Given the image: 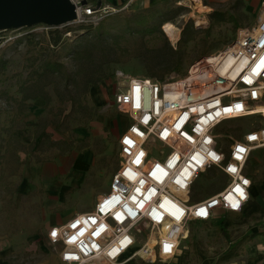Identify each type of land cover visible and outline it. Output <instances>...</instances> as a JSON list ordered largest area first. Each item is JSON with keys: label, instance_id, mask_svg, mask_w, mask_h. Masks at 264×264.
I'll return each instance as SVG.
<instances>
[{"label": "rangeland", "instance_id": "rangeland-1", "mask_svg": "<svg viewBox=\"0 0 264 264\" xmlns=\"http://www.w3.org/2000/svg\"><path fill=\"white\" fill-rule=\"evenodd\" d=\"M259 3L154 0L143 7L119 8L97 26L72 22L56 27L63 32L57 43L59 33L52 35L55 29L30 32L32 26L0 32V142L5 144L7 130L13 127L27 146L19 153L20 160L9 152L0 164V264H66L59 261L45 237L43 222L50 214L60 223L66 215L89 209L111 185L121 164L117 132L130 122L115 104L117 88L125 80L117 72L139 77L155 74L156 78L170 75L166 71L177 60L170 47H178L184 27L191 23L202 32L185 49L178 72L185 74L202 54L212 55L232 44L240 28L253 25ZM217 10L227 17L234 14L239 27L233 21L216 22L208 32L209 16ZM165 23L178 28L175 39L167 35ZM47 61L58 66L41 73ZM36 71L41 73L40 84L49 101L24 99L27 90H22V82L31 77L37 80ZM30 87L37 91L36 84ZM263 122L261 114L225 121L216 129L220 143L228 147L232 139ZM43 137V150H35ZM49 140L55 145L44 150ZM69 146L79 153L89 149L95 165L85 171H65L62 165L70 154ZM214 170L201 174L192 186V201L221 191L228 182L226 175ZM45 171L52 176L44 175ZM246 171L254 180L246 213L220 211L213 221L193 220L175 258L154 263L138 259L128 264H211L220 258L232 240L264 222V147L252 153ZM223 218L231 240L219 233Z\"/></svg>", "mask_w": 264, "mask_h": 264}, {"label": "built area", "instance_id": "built-area-1", "mask_svg": "<svg viewBox=\"0 0 264 264\" xmlns=\"http://www.w3.org/2000/svg\"><path fill=\"white\" fill-rule=\"evenodd\" d=\"M118 10L88 3L78 6V18L70 23L97 26ZM255 15L254 24L240 28L232 44L204 56L185 74L156 78L117 72L125 80L115 104L130 121L119 138L121 164L93 210L50 228L48 239L62 262H165L175 258L193 220L209 222L220 211L246 209L253 186L246 169L252 153L264 147V122L228 147L216 129L225 121L264 116L257 109L264 105V1ZM56 27L40 24L30 32ZM230 57L236 63L223 72ZM238 64L242 68L232 76ZM212 169L228 182L192 201V186Z\"/></svg>", "mask_w": 264, "mask_h": 264}, {"label": "trees", "instance_id": "trees-1", "mask_svg": "<svg viewBox=\"0 0 264 264\" xmlns=\"http://www.w3.org/2000/svg\"><path fill=\"white\" fill-rule=\"evenodd\" d=\"M89 3L94 2L95 4H97V0H87ZM210 24L207 27L208 32L210 31V29L213 27V25L216 22H234L235 23V27H239L238 22H237V17L234 14H230L229 17H227V13L226 12H221V11H213L210 14ZM55 32L59 33V36L57 39L54 40V43L58 42V39L61 38V34H63V32L58 31L57 28H55V30L52 31V35L54 36ZM202 32L201 29H196L192 26L191 23H188L185 27H184V32L183 35L180 37V39L178 40V47L177 48H173L170 47V52L176 56L177 60L174 64L173 67L168 68L167 69V73H178L179 70H181V65L183 63V56L185 55V49L187 48V46L189 45V41H194L197 39V35L200 34ZM207 54H202V56H200V60L202 58H204V56ZM199 60V59H198ZM58 66L57 63H54L52 61H47L42 67H41V73H47L48 70L50 69H56V67ZM38 72V76H37V80H35L34 78H30L32 80H27L26 82H22V90L25 92L27 90V94L25 95L24 99L27 98H38V97H43L45 98L47 101H49V95L46 94V92L43 90L42 85L40 84V77L39 75H41L40 71H36ZM168 75V74H167ZM151 76L156 77L155 74H151ZM150 77V76H149ZM160 77H164V76H160ZM35 80V81H33ZM36 84V88L37 91H31L28 90L30 89V85H34ZM30 87V88H29ZM76 101V100H75ZM8 135L7 138H5V144L3 142H0V164H3V162L5 161L7 154L9 152L11 153H15L16 158L18 160H20V155L19 153L26 149V144L23 142L22 137L19 136L18 134H16V131L12 128L7 130ZM44 136L48 137L49 139V135L45 134ZM34 143V142H33ZM36 144V142H35ZM43 144H44V137L36 144V149L35 150H43ZM55 145L54 140H49L47 143V146L44 148V150L49 149L51 147H53ZM70 154L69 156H67V165L68 167H70L71 165H73V162L75 160V158L77 157V155L79 154L78 151H74L72 150V148L69 146L67 149ZM18 171L17 169H14L11 172V176L16 174V172ZM214 172L217 174H220V172L218 170H214ZM200 200V199H199ZM219 233L221 235H225L228 239L231 240L232 235L228 232V228H226L225 226V220L224 218L221 219V222L219 224ZM255 234L252 235H247L246 237H244V239L242 241L248 240L249 238L253 237ZM241 243V242H240ZM238 250L236 249V247H232V248H227V250L224 252V254L218 259V260H214L211 264H216L217 262H224V260H229L235 256H238Z\"/></svg>", "mask_w": 264, "mask_h": 264}, {"label": "crops", "instance_id": "crops-1", "mask_svg": "<svg viewBox=\"0 0 264 264\" xmlns=\"http://www.w3.org/2000/svg\"><path fill=\"white\" fill-rule=\"evenodd\" d=\"M75 1H82V0H75ZM154 0H102V4L104 6H109L111 8L117 7V8H122V7H128L130 5H135V6H140L143 7L146 5H150ZM257 1V0H256ZM260 1L257 9L255 12H257V10L259 9L262 1L264 0H258V2ZM90 4H94V2H91ZM125 129H119L117 132V140L119 143V138L121 133L124 131ZM89 149H84L82 152H80L77 157L75 158L73 165H71L70 167H68L67 165V160H65V162L62 165V168L65 169V171H74V170H78V171H85V167L87 168V166H94V158H92L88 152ZM44 175H51L50 173H47L45 171ZM251 176V175H250ZM253 177V176H252ZM254 182V180H253ZM23 188L20 187V190ZM252 195H253V186H252ZM101 196V195H100ZM98 196L95 200L97 201V199L100 197ZM252 199V197H251ZM93 202V204L88 208H84L80 211H77L78 213H83V212H89L90 210L94 209V205L95 202ZM251 201V200H250ZM251 204L250 202L248 203V206L246 207V209L242 213H246L247 210L250 208ZM77 212H75V214H77ZM232 213V212H229ZM239 213V212H238ZM75 214L73 215H69L64 218V220L60 223H63L67 220H69L71 217L75 216ZM233 214H237V213H233ZM57 218L53 216V214H50L43 222L44 227H43V233L45 235V237H47L48 239V232L50 230V228L52 226L55 225H60V223L57 222ZM213 221V220H212ZM210 222V221H209ZM255 234L253 237L249 238L248 240L242 241L244 239V237H246L247 235H252ZM233 237H231L232 239ZM240 239V240H239ZM239 239H234L230 242V248L235 247L236 245H238V243H240L238 245V256H235L229 260H224L226 261L225 264H264V222L258 226H253V228H251L250 230L245 231L243 236H240ZM57 258L59 259L60 262H62L60 260V255L58 254ZM219 259V258H218ZM216 259V260H218ZM138 260V259H137ZM135 260V261H137ZM215 260V259H214ZM213 260V261H214ZM133 261V262H135ZM64 263V262H63Z\"/></svg>", "mask_w": 264, "mask_h": 264}, {"label": "water", "instance_id": "water-1", "mask_svg": "<svg viewBox=\"0 0 264 264\" xmlns=\"http://www.w3.org/2000/svg\"><path fill=\"white\" fill-rule=\"evenodd\" d=\"M97 8L102 0H97ZM75 0H0V31L46 24L52 27L78 18V6L88 4Z\"/></svg>", "mask_w": 264, "mask_h": 264}, {"label": "bare ground", "instance_id": "bare-ground-1", "mask_svg": "<svg viewBox=\"0 0 264 264\" xmlns=\"http://www.w3.org/2000/svg\"><path fill=\"white\" fill-rule=\"evenodd\" d=\"M164 29L167 33V35L173 40L176 38L177 36V30L178 28H176L174 26V24H171V23H165L164 24ZM236 63V60L235 58L233 57H230L228 58V60L224 62V65H223V72H226L229 68H231L234 64ZM242 68V64H238L237 66H235L233 72H232V76L236 75L238 72H240V69ZM258 111L260 112H264V105H259L257 107Z\"/></svg>", "mask_w": 264, "mask_h": 264}, {"label": "snow or ice", "instance_id": "snow-or-ice-1", "mask_svg": "<svg viewBox=\"0 0 264 264\" xmlns=\"http://www.w3.org/2000/svg\"><path fill=\"white\" fill-rule=\"evenodd\" d=\"M233 171H234V169H233ZM244 183H247V181H244ZM238 191H239V189H237ZM234 206H236V205H234ZM53 236H55V232L53 233Z\"/></svg>", "mask_w": 264, "mask_h": 264}]
</instances>
